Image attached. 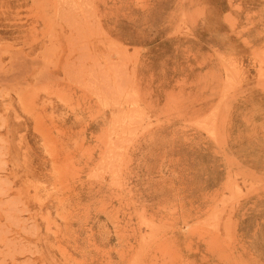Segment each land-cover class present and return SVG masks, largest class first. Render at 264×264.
<instances>
[{"label": "rangeland", "instance_id": "rangeland-1", "mask_svg": "<svg viewBox=\"0 0 264 264\" xmlns=\"http://www.w3.org/2000/svg\"><path fill=\"white\" fill-rule=\"evenodd\" d=\"M0 264H264V0H0Z\"/></svg>", "mask_w": 264, "mask_h": 264}, {"label": "bare ground", "instance_id": "bare-ground-1", "mask_svg": "<svg viewBox=\"0 0 264 264\" xmlns=\"http://www.w3.org/2000/svg\"><path fill=\"white\" fill-rule=\"evenodd\" d=\"M116 96V95H115ZM133 121V120H132ZM113 183V182H112Z\"/></svg>", "mask_w": 264, "mask_h": 264}]
</instances>
